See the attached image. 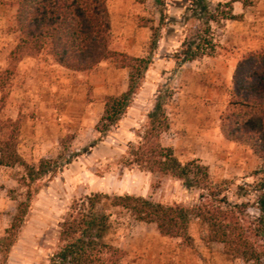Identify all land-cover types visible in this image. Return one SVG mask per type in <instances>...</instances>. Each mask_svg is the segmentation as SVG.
Listing matches in <instances>:
<instances>
[{"label":"rangeland","instance_id":"obj_1","mask_svg":"<svg viewBox=\"0 0 264 264\" xmlns=\"http://www.w3.org/2000/svg\"><path fill=\"white\" fill-rule=\"evenodd\" d=\"M14 1L0 0V140L14 135L27 164L36 169L41 161L49 165L36 181L26 179L21 167L0 169V264H50L62 246L59 225L75 202L94 193L127 194L163 206L198 202L199 193L185 190L182 181L124 164L128 143H137L147 129L158 97L166 103L169 125L160 144L171 148L182 164L198 161L207 166L214 185L228 181L229 201L247 204L244 221L257 218L256 196L248 187L261 166L255 167L258 159L247 147L224 139L220 116L238 62L264 51V0H253L249 7L233 4L239 19L211 24L206 37L203 25L187 17L191 3L186 0H164L163 14L157 0H106L110 49L151 63L125 115L105 132L100 123L104 107L94 119L91 103L105 105L106 97L121 96L127 90L128 70L118 60H107L88 72L74 73L42 53L23 58L13 74L6 73L18 42ZM229 1L205 0L212 10ZM201 36L211 40L208 55L179 74L176 52L188 41L198 44ZM52 119L57 123L55 138ZM38 121L39 130L51 134L50 147H43L48 153L40 147L41 138L33 141L31 150L25 143ZM121 126L130 131L128 139L120 134ZM22 178L26 182L20 184ZM239 187L246 193L240 201L233 196ZM20 206L26 214L11 240L7 230ZM107 213L112 229L104 240L123 251L121 264H241L225 257L220 246L202 240L204 230L196 224L191 226L190 248L180 238L160 236L153 224L134 221L121 208L108 207Z\"/></svg>","mask_w":264,"mask_h":264},{"label":"trees","instance_id":"obj_2","mask_svg":"<svg viewBox=\"0 0 264 264\" xmlns=\"http://www.w3.org/2000/svg\"><path fill=\"white\" fill-rule=\"evenodd\" d=\"M157 1L163 14L164 0ZM252 1L230 0L212 10L205 0H186L191 3L186 13L188 18L203 25L202 33L206 37L211 24L239 19L233 14V4L249 7ZM12 6L16 13L18 42L6 73L13 74L15 65L23 58L42 53L59 67L74 73L88 72L107 60H118L121 68L128 70L127 90L119 97H106L100 121L104 132L115 126L130 107L139 81L151 62L110 49L106 0H15ZM162 18L161 15L160 21ZM199 38L198 44L188 41L176 52L174 59L178 68L208 55L205 49L211 45V40ZM231 84L229 101L220 116V132L225 140L247 147L261 162L248 187L256 196L258 216L254 221L248 223L242 218L247 204L231 203L227 198L228 181L214 185L209 180L207 166L198 161L182 164L171 148L160 144V137L169 125L164 110L166 103L158 97L148 115L147 129L138 136L137 143H128L124 164L127 168L135 167L182 181L185 190L199 193L198 202L163 206L127 194L94 193L75 202L71 213L59 225L62 246L50 264H121L123 251L104 240L112 229L108 207L121 208L134 221L153 224L160 236L180 238L190 248L193 246L191 226L196 224L204 230L202 240L220 246L225 257L241 264H264V51L243 56ZM48 165L41 161L36 169L27 164L17 151L14 135L0 140V166L22 167L26 179L36 181L48 171ZM21 182L25 183V178ZM237 190L233 196L239 201L245 199V189ZM25 214L26 210L20 206L13 216L7 230L11 240L18 234Z\"/></svg>","mask_w":264,"mask_h":264},{"label":"crops","instance_id":"obj_3","mask_svg":"<svg viewBox=\"0 0 264 264\" xmlns=\"http://www.w3.org/2000/svg\"><path fill=\"white\" fill-rule=\"evenodd\" d=\"M194 62H196V61H193L192 63H194ZM191 63H186V64H184L181 68H180V72L181 73H179V74H183L185 71H184V69H186V67H188V65H190ZM229 79H231V76H230V78ZM105 86H107V82L104 84V87ZM104 95H105V93H104ZM107 95V94H106ZM91 105H92V108H91V116H92V118H94V119H96L97 118V116H100L101 114H102V110H103V107H104V104H99L98 102H95V103H91ZM100 105V106H99ZM56 119H52V120H50V123H52V130L54 131L53 133V135H52V138H53V136H54V138H55V129H56V127H57V123H55L56 121H55ZM125 123V122H124ZM41 128V122L40 121H38L37 123H36V125H35V128H34V130L33 131H30L29 132V134L28 135H26V137H24V139H25V143H26V146L28 147V149H32L33 148V141L35 140H38V138H41L42 139V145L40 146L41 148H42V150L43 151H45L46 153H48V151L49 150H45V148H43V147H50V138H51V134H49L47 131H45V130H39ZM119 132H120V134L122 135V136H124L125 137V135H126V138L128 139V136L129 135H131V133H130V131L129 130H126L125 128H124V126H121L120 128H119ZM133 132V131H132ZM56 141H57V138H56ZM36 146H38V145H36ZM35 146V147H36ZM261 166V162L260 161H256V165H255V167H260ZM18 167V166H17ZM13 168H15V167H13ZM13 168H9V167H3V166H0V169H13ZM22 168V167H21ZM10 180H12V178H10Z\"/></svg>","mask_w":264,"mask_h":264}]
</instances>
